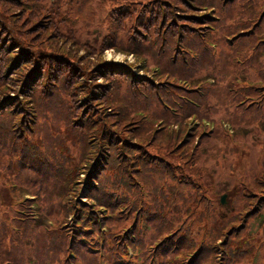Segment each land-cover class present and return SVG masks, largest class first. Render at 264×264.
I'll return each mask as SVG.
<instances>
[{
	"label": "trees",
	"instance_id": "trees-1",
	"mask_svg": "<svg viewBox=\"0 0 264 264\" xmlns=\"http://www.w3.org/2000/svg\"><path fill=\"white\" fill-rule=\"evenodd\" d=\"M93 1L54 0L49 4L54 7L51 12L43 7L44 0H0V66H8L3 67L0 79L13 70L9 77L20 81L9 83L22 87L26 104L12 120L18 101L4 111L2 107L13 99L1 102L4 94L0 93V129H8L6 134L0 130V172L7 174L15 186L21 185L22 194L31 195L29 199L22 194L13 198L15 216L1 223L0 263L217 264L218 255L226 251L230 229L222 228L228 223L215 207L200 202V191L193 182L179 180L166 167L163 157L146 154L141 148L174 152L186 163L193 162L201 140L198 151L219 148L211 137L212 131L202 129V125L184 133L190 120L210 125L207 109L212 99L216 101L213 111L234 104L240 110L239 118L249 112L254 115L256 109L251 106L257 102L250 99L251 95L245 97L240 85H234L232 78L241 71H228L230 55L219 40L189 32L196 28L193 23L185 31L179 26L174 31H162L163 24L177 17L174 10L178 5L187 2L203 7L200 13H193V19L205 22L197 28L213 26V11L238 13L242 8L246 10L244 4L252 3L136 1L137 7L132 9L136 17L129 20L128 31L120 28L128 36V45H120L109 36L103 37L101 43L105 51L132 55L138 65L130 67L105 62L101 48L92 51L94 48L86 44L80 46L75 40L58 36L53 22L67 24L64 8H75L77 4L85 7L84 3ZM253 1L258 4L261 0ZM187 6L194 8L188 3ZM252 16L260 19L264 30V13ZM144 41H148L147 46L142 45ZM69 43L72 51L66 49ZM10 48H19L21 54H9ZM80 50L86 56L80 57L79 64L69 63L64 56L68 54L79 61L76 56ZM149 59L162 71H150ZM216 64L223 69L218 71L220 85L209 84L202 77L207 72L202 69ZM67 73L75 74L72 84L67 83L69 89L65 88ZM80 75L85 81L79 79ZM42 84L45 86L38 88ZM48 94L54 99H48L45 106L42 100ZM73 95L77 99L71 131L67 126L69 132L63 135L60 128L52 130L54 126L50 124L47 129L37 123V114H42L43 108L54 111L56 100L61 108H67L63 101ZM52 121L55 123V119ZM87 131L92 133L86 141ZM73 149L79 157L89 150L93 160L86 171L90 178V208L81 209L75 197L70 196L71 187L77 190L78 186L74 180L78 161ZM255 186L262 187L260 183ZM34 200L43 205L42 217L25 214ZM262 216L264 219V213ZM243 251L251 253L247 238L230 243L227 263L234 264L237 257L248 258L241 254Z\"/></svg>",
	"mask_w": 264,
	"mask_h": 264
},
{
	"label": "rangeland",
	"instance_id": "rangeland-1",
	"mask_svg": "<svg viewBox=\"0 0 264 264\" xmlns=\"http://www.w3.org/2000/svg\"><path fill=\"white\" fill-rule=\"evenodd\" d=\"M44 1L46 3L43 4V7H47L52 12L54 7H50L49 4L54 0ZM64 1L60 0V2ZM73 1L74 3L77 2V0ZM136 1L140 0H95L90 3H84L85 7H79L80 4H77L75 8H72L73 5H71L69 8L67 7L68 9L64 8L65 17L68 18L67 24L59 26L57 21H54L53 24L57 27L59 31L57 34L61 39H66V41L68 39L75 40L80 46H83L80 43L86 44L91 49L94 48L92 51L101 48L99 51H104L103 60L105 62L113 59L132 67L136 63L132 55H126L113 49L105 51L103 50V45L101 47V43L103 37L109 36L112 40H117L120 45H128V36L126 33H121L120 28L122 27L125 31H128L129 20H134L136 17L135 10H132L137 7L134 4ZM225 1L226 4L229 3V0ZM248 1L252 5L244 4L247 5L246 10L242 8L238 13L232 11L228 14L227 11L222 10V13H226L224 14L225 17H223L222 13L213 11L214 18H212V21L214 24L206 28H197L199 27L198 25L204 26L205 22L193 19L195 17L193 13H200L203 11V7H199L198 3L194 4L192 1L187 2L190 5H194L191 6L194 7L191 10L187 3L184 2L185 4L178 5L174 10L177 15V17H174V21L162 25V31H174L176 26L181 27L185 31L190 25L194 24L193 26L196 28H191L189 32H201L204 33V36H212L216 42L219 40L230 55L229 64H231V67L228 71H241V73L238 72L236 77L232 78L234 85H240L245 97L246 95H251L250 99L257 102L256 105L251 106L256 109L254 115L249 112L245 118H239L240 110L234 104H231L229 108H219L213 111L212 108L215 107L216 101L212 99L207 109L209 118L212 120L208 121L210 125L205 122L199 124L195 120H190L185 125L184 133L187 131L192 132L198 125H202V129H210V132L212 131L211 137H214V142L219 148H214L213 151L209 149L198 151L201 140L197 144L195 151L198 156L193 162L186 163V160H183L174 152L158 151L150 146L141 148L146 151V154L152 153L163 157L167 161L166 167H170L179 180L193 182L197 190L200 191V202L205 203V206L211 205L215 207L217 214L224 223H228L222 228V231L230 229L227 232L226 251L225 254L221 252L218 255L217 264H228L227 247L229 244L238 241L244 242L246 238L251 245V253L243 251L241 254L243 256L249 255V257L246 259L237 257L234 264H264V219L262 216L264 213V183H262L264 180V30L260 25V19L257 21V18L252 16L256 12L261 13V15L264 13L261 12L264 10V0H261L258 4L253 0ZM183 6L188 8H182ZM42 27L48 29L46 26ZM214 27L217 28L214 29ZM48 33L50 32L48 31ZM147 43L148 41H144L142 45L147 46ZM66 47V49L72 51L71 43L67 44ZM0 52L3 51L1 50ZM12 52L17 55L21 54L19 48H10L8 53ZM75 52L76 49L73 48V53L75 54ZM78 55L76 57L79 59L81 56H86L84 50H80ZM257 55L258 57H256ZM64 56L69 63L73 61L79 64L82 61L81 59L79 61L74 60L75 57H70L68 54ZM147 63L150 71H162L159 64L154 61L149 59ZM136 65L138 64L136 63ZM3 67L6 69L8 66ZM3 67L0 66L1 76L4 71ZM205 68L207 69H202L201 71H207L202 76L207 83L214 84L216 82V85L222 84V81L218 79V71H223V69L219 68L218 64L207 65ZM12 71L7 73L5 77H1L0 93L4 94L1 97V102L13 99L12 102L2 107L4 111L6 108L10 109L14 102L18 101L14 106L15 111L12 113L14 116L12 120H15L17 115L24 111L26 104L24 103L22 87L14 85L19 83L20 80L16 81L15 77H9ZM133 71H137V69ZM73 73L65 74L67 77L65 88L67 89H69L67 83L70 82L71 85L75 76ZM141 76L144 75L141 74ZM79 79L85 81L81 75ZM9 80H14L15 83H9ZM44 86L42 84L38 88ZM57 90H59L58 87ZM52 98L54 99L52 95H45L42 103L48 106V99ZM76 99L75 95H73L71 98L64 100L63 102L67 103V108H61L59 106L61 104L55 99L58 104L57 108L52 112L48 108H43L42 114H37V123L44 125L47 129L51 124L54 126L52 130L60 128L63 135L67 134L72 130L71 126L76 116V104L74 102ZM245 104H249V102ZM81 105L82 102L79 106ZM52 119H55V123ZM0 130L2 134H6L8 131V129ZM196 132L198 131L196 130ZM91 133L92 131H87L86 141ZM197 141L198 139L195 138V142ZM73 150L78 161L77 174L74 179L78 181L76 184L78 186L77 190L71 187L72 194L70 196L75 197V202L80 204L81 209L90 208L87 202V197L90 195L87 182L90 181V178L86 171L93 160L92 157H89V150L81 157H79L76 149ZM4 161L8 162V159L5 158ZM256 183H260L262 187L257 188L255 186ZM15 184L8 178L7 174L0 172V227L4 220L15 216V207L12 204L13 198L20 197L24 190L21 185L15 186ZM252 192L258 194H251ZM223 196H225L224 203H222ZM28 206L29 210H26L25 214L30 213L34 217H42L43 205L40 200H34ZM49 220L46 222L48 223ZM118 228L123 229L119 225ZM107 229L109 228L107 227ZM129 252L132 254L134 251L130 248Z\"/></svg>",
	"mask_w": 264,
	"mask_h": 264
},
{
	"label": "water",
	"instance_id": "water-1",
	"mask_svg": "<svg viewBox=\"0 0 264 264\" xmlns=\"http://www.w3.org/2000/svg\"><path fill=\"white\" fill-rule=\"evenodd\" d=\"M225 196L222 197V202L224 203Z\"/></svg>",
	"mask_w": 264,
	"mask_h": 264
}]
</instances>
